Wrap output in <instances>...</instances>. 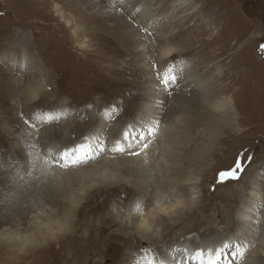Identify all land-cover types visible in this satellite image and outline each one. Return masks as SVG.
<instances>
[{"label":"rangeland","instance_id":"374dc122","mask_svg":"<svg viewBox=\"0 0 264 264\" xmlns=\"http://www.w3.org/2000/svg\"><path fill=\"white\" fill-rule=\"evenodd\" d=\"M179 1L0 0V264H134L142 247L160 255L164 244L168 251L187 239L232 236L256 186L264 204V0H187L197 10L184 18ZM167 44L175 52L164 59ZM173 59L189 63L180 70L185 89L162 111L156 139L167 127V141L147 164L101 159L74 172L49 163L45 176L37 162L28 175L30 152L55 153L92 135L116 143L157 92L151 64ZM188 74L196 90L186 88ZM44 114L55 119L39 122ZM241 152L253 157L242 179L213 191L217 173ZM157 200L178 202L180 215L152 221L161 243L148 245L129 226L154 217ZM257 210L264 231V208ZM44 231L58 236L40 245L35 236ZM263 237L249 264H264Z\"/></svg>","mask_w":264,"mask_h":264},{"label":"snow or ice","instance_id":"6c2138e0","mask_svg":"<svg viewBox=\"0 0 264 264\" xmlns=\"http://www.w3.org/2000/svg\"><path fill=\"white\" fill-rule=\"evenodd\" d=\"M144 32L146 36L152 35L147 29ZM261 51H264V46L261 47ZM181 63H183L182 60L173 59L163 67L155 62L151 64L156 90L166 94L169 98L174 95L183 82L179 67ZM161 103L162 97L157 101L158 105ZM53 119L55 117L51 114H44L38 118L39 122H47ZM25 123L27 124L28 121H25ZM30 127L36 128L37 124L33 123ZM162 127L163 121L153 118L146 122L129 125L116 143L92 135L85 137L82 142L65 147L55 153L49 150L44 156H41L39 153L33 155L30 152L28 154L30 164L28 175H31L32 169L37 167V162H39L41 174L45 176L49 174L47 168L49 163L53 168L73 171L87 167L90 163H97L101 159L107 160L109 157L113 159L120 157L139 158L141 162L147 164L148 154L154 151L151 147L153 141L158 137ZM29 148L35 149V145H29ZM252 159V156L245 159L244 153L241 152L231 168L217 173L216 184L212 186V190H216V185L239 182ZM256 207L258 209L264 208V204H258ZM144 210L141 202L135 203L132 209L137 215L142 214ZM257 220H259V217H257ZM262 236H264V231L257 230L255 238L226 237L218 244L196 247L192 252H189L187 248L172 249L168 252L169 260L160 258L159 253L148 247H142L135 257L134 264H239V260L246 258L247 253L255 247L258 239Z\"/></svg>","mask_w":264,"mask_h":264},{"label":"bare ground","instance_id":"6f19581e","mask_svg":"<svg viewBox=\"0 0 264 264\" xmlns=\"http://www.w3.org/2000/svg\"><path fill=\"white\" fill-rule=\"evenodd\" d=\"M174 7L176 9V12L177 11H182L179 18H184V17H187L190 15V13L194 10L196 11L197 8H195L196 6L195 5H191V3H189L187 0H180L179 2H176L174 4ZM149 13V12H148ZM134 14V13H133ZM137 15V14H136ZM138 16V15H137ZM167 16V15H166ZM165 16V18H167ZM139 17V16H138ZM143 17V15H142ZM146 17V15H145ZM164 19V18H162ZM142 20H144V18H142ZM77 21V20H76ZM160 24V21L159 19H156L151 21L150 25L148 23L145 24V27L148 28V30H154L157 25ZM75 31V30H74ZM110 33V32H109ZM159 36L163 37V34H160L159 33ZM72 37L74 38L75 41L78 42V38H77V33H72ZM165 41L166 37L163 38ZM73 40V39H72ZM115 40V39H114ZM122 40V39H121ZM79 42H82V41H79ZM78 42V45H80V47L84 48L85 44L84 42H82L81 44H79ZM118 42V41H117ZM120 42V41H119ZM107 43V42H106ZM169 43V42H168ZM108 44V43H107ZM166 48L162 49V53H161V58H170V56H172L175 52V49L170 47V44H167V46H165ZM145 47H143L144 49ZM80 49V48H79ZM107 49V48H106ZM121 49V47H120ZM125 48L122 49V51H124ZM108 50V49H107ZM118 50V49H117ZM115 50V51H117ZM120 51V50H119ZM125 52V51H124ZM127 54H129V52H127ZM126 64V63H125ZM180 67V70H183V71H187V69L189 68V63L188 62H183L179 65ZM185 72H182V76H187L186 75H183V73ZM181 74V73H180ZM193 74H188V78H189V82L186 86V88L188 90H196L198 86H200V82L197 80V77L196 76H192ZM91 79V78H90ZM88 80V78H87ZM85 80V81H87ZM184 80V79H183ZM84 81V80H82ZM186 83V82H185ZM182 86V85H181ZM156 87V85L154 86ZM185 87V86H184ZM182 86V89L180 88L178 90V93L182 92V90H184V88ZM184 88V89H183ZM187 93V92H186ZM183 95V92L180 93ZM162 97V103L161 104H157V101L160 100V98ZM175 96L173 95L171 98H169L166 94L162 93V92H159L157 91L154 96L150 97V104L149 106L145 107V111L141 114V116L139 117V120L137 121L138 122H146L148 121L149 119H159L161 121H163V119L161 117L164 116V113L162 111L165 110V107H169L168 109H171V107H174L176 104L173 102ZM166 104V106L164 105ZM162 107V108H161ZM165 131H163V134L160 135V137L157 139H155L153 141V144H152V148L155 147L156 149V145L157 143L159 142L160 144H165V142L167 141V135L169 133V130L167 129V127H165ZM167 146V145H166ZM169 147V146H168ZM157 151V150H156ZM155 151V153H156ZM158 152V151H157ZM165 152V151H164ZM150 155V154H149ZM130 159V158H129ZM138 158H134V160H137ZM118 160V161H116ZM131 161V160H130ZM139 161V160H137ZM114 162H117V164H114ZM118 162H128V160L126 158H120V159H115L113 161L111 160H104L102 161V165H106V164H114V166H120V164ZM100 164V165H101ZM94 165V164H92ZM109 165V166H110ZM91 167V166H90ZM121 167H124L121 165ZM135 167V166H134ZM88 168V167H87ZM92 168V167H91ZM118 170V169H117ZM69 171V170H68ZM79 170H76V172H78ZM75 172V171H74ZM71 172H69L70 174ZM100 173V172H98ZM105 173V172H104ZM95 174V173H94ZM72 175V174H70ZM104 175L102 174V177ZM114 176V175H113ZM94 177V176H93ZM194 186V185H193ZM227 186V185H226ZM194 188V187H193ZM193 195V194H192ZM195 196V195H194ZM232 196V195H231ZM248 202H247L243 205V208H241V210H238V215H237V218L234 219L235 220V225H236V229L234 231V234L232 236H240V237H248V238H255V232L258 230L259 227H257L258 223H260L262 220L261 218V215L259 213V210H257L258 208L256 207L258 204H263L262 203V200H263V193H262V190L260 188V186H256L253 188L252 192L249 194V196L247 198H245ZM158 201V207H157V210L155 213V216L151 217V218H145L143 216L145 215H140L138 217H135L133 219H131V222H130V228L132 231L136 232V234H139L141 235V239H144V242H148V245L153 243V242H157V244L161 243L160 241V237L162 236V233L160 231L159 232L153 227V225L151 224L152 221H155L156 219H159V220H164L163 218L167 215H172L174 214V216L179 212L178 210H180V204L177 202L174 206H171V207H164V205H162V201L161 200H157ZM171 205V203H170ZM185 206V205H184ZM183 206V208H185ZM177 212V213H176ZM181 212L183 214H185V212H183L181 210ZM180 213V212H179ZM178 213V215H180ZM184 216V215H183ZM180 217V216H179ZM187 217V216H186ZM257 217H260L259 220H257ZM167 218V217H166ZM176 218V217H175ZM174 218V219H175ZM169 219V218H168ZM159 227V226H158ZM157 227V228H158ZM160 228V227H159ZM169 228V227H168ZM48 229L51 231H53V229L48 227ZM173 229V228H172ZM47 230V229H46ZM166 230V229H165ZM170 230V229H169ZM37 233V232H36ZM41 233V232H40ZM39 233V234H40ZM37 234L35 237H37V241L40 243V245L44 242H51L53 239H56L57 236H58V232H50V233H47V231L43 232V235L42 233L39 235ZM46 234H48V238H46L47 236H45ZM39 235V236H38ZM81 236V235H80ZM97 237V236H96ZM231 237V236H230ZM96 239V238H95ZM181 240V238H179ZM135 240V239H134ZM87 241V240H86ZM35 242V241H34ZM259 246H263L264 245V237L259 241ZM156 244V243H155ZM168 245V244H167ZM164 244V248L162 246L161 250H160V258L162 259H165V260H169L170 257L168 256V252L171 251V249H169L168 251L165 250L166 248H168V246ZM175 247H173V249H176V250H179V249H182V248H187L189 249V252H192V250L196 247H204L205 245H214V244H206V243H203L202 241H196L195 240H184L182 243L177 242L174 244ZM152 247V246H151ZM161 247V245H160ZM153 249V248H152ZM84 251V250H83ZM157 251V250H156ZM77 254V253H76ZM256 254L255 252H251L250 255H248V257L244 259H241L239 260V264H249V258L250 257H254ZM72 257V255H71ZM96 258V257H95ZM98 258V257H97ZM245 260V262H244ZM94 261H99V260H95ZM244 262V263H243ZM97 263V262H96ZM95 263V264H96Z\"/></svg>","mask_w":264,"mask_h":264}]
</instances>
